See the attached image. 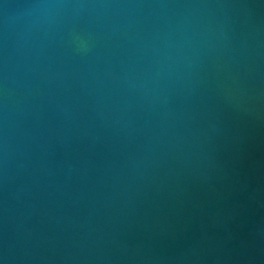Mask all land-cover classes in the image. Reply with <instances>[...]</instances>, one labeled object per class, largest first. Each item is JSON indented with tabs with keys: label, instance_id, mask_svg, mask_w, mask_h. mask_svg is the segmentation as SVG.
<instances>
[{
	"label": "water",
	"instance_id": "obj_1",
	"mask_svg": "<svg viewBox=\"0 0 264 264\" xmlns=\"http://www.w3.org/2000/svg\"><path fill=\"white\" fill-rule=\"evenodd\" d=\"M0 264H264V0H0Z\"/></svg>",
	"mask_w": 264,
	"mask_h": 264
}]
</instances>
